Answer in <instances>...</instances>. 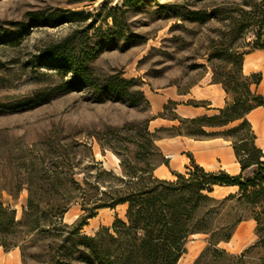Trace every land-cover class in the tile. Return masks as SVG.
Returning <instances> with one entry per match:
<instances>
[{
	"label": "rangeland",
	"instance_id": "obj_1",
	"mask_svg": "<svg viewBox=\"0 0 264 264\" xmlns=\"http://www.w3.org/2000/svg\"><path fill=\"white\" fill-rule=\"evenodd\" d=\"M250 5L264 10V0H0L3 205L15 209L16 218L20 219L28 187L35 190L41 203H62L58 189H75L78 184L85 190L117 186L121 183L117 177L124 176L125 164L140 166L147 157L158 167L161 152L149 149L147 144V132L154 130L151 119L161 111L157 101L175 96L182 104L201 102L176 95L196 91L206 77L212 81L214 69L225 65L221 59L211 57L215 50H224L228 44L237 52L251 50L257 26L245 27L240 22L242 11L249 10ZM74 33L77 47L85 43V48L92 49L89 67L104 75L119 72L125 78H134L146 100L131 104L109 94H100L94 100L89 89H59L47 103L26 102L13 107L35 92L51 91L67 79L65 73L40 64L38 55ZM171 108L170 105L166 113L168 119L174 117ZM177 115L181 116L180 112ZM254 120L255 127L250 123L257 138L255 144L264 147V113ZM164 121L167 128L154 133V137L194 128L189 122L180 123V119ZM242 132L247 135L248 130ZM155 145L161 147V142ZM187 152L190 151L171 147L166 152L172 154L168 165L161 164L165 166L162 174L159 176L154 170V175L172 179V172H186L185 165H190ZM199 161L210 170L231 168L236 163L235 159L227 163L219 155L210 162ZM69 166H73L74 181L65 175ZM253 169H247L244 175H251ZM54 171L62 174L56 176ZM6 189L20 192L14 199ZM235 191L214 188L213 195L224 197ZM101 195L99 191L97 196ZM82 208L80 199L72 201L68 213L62 214V223H75L86 213ZM126 209L127 204L97 209L80 234L94 236L101 228L111 227L116 216L126 219ZM252 211L239 205L242 221L228 242L211 246L207 235H191L177 264H264V247L256 244L257 222ZM70 229L64 228L62 236L29 234L16 247L21 264H88L82 253L68 258L62 255L61 239ZM239 229L240 237L236 235ZM208 246L209 252L202 254ZM214 249L224 253L218 255ZM3 251L0 248V263L10 264L11 258Z\"/></svg>",
	"mask_w": 264,
	"mask_h": 264
},
{
	"label": "trees",
	"instance_id": "obj_2",
	"mask_svg": "<svg viewBox=\"0 0 264 264\" xmlns=\"http://www.w3.org/2000/svg\"><path fill=\"white\" fill-rule=\"evenodd\" d=\"M242 17L241 26H257L251 50L237 52L228 44V48L221 51L217 49L211 55L225 64L214 69L212 78V82L219 83L227 95L225 105L213 115L182 118L174 112L177 103L170 100L159 116L167 118L166 113L171 105L174 117L169 120L180 119V123L189 122L194 128H189L184 133L177 131L156 137L153 136L154 133H160L167 127L147 132L149 149L160 152L155 142L162 136L184 135L195 139L223 137L230 140L240 165L239 173L231 174L223 169L206 170L189 154L190 165L185 167L186 172H172L175 178L155 176L157 164L151 157H147L140 166L125 164L124 176L117 177L121 182L117 186L108 185L104 189L97 186L85 190L78 184L75 189H58L62 203H41L35 190L28 187L26 205L20 219L16 218L15 209L5 207L0 201V248L4 251L14 249L33 232L62 236L64 228H71L61 239L60 247L64 258L72 257L78 252L83 254V261L88 264H177L186 251V243L191 235H207L211 246L222 241L228 242L242 221L238 215L239 205L253 210V218L257 222L256 244L264 247V153L255 144L256 136L247 118L253 109L264 105V93H258L253 88L261 83L262 73L246 75L242 70L245 54L255 49H264V10L258 9L257 5H250L249 10L242 11ZM74 35L75 33L68 35L46 47L38 55L40 64L65 73L68 75L67 79L51 91L35 92L13 107L18 108L26 102L47 103L52 99L53 92L59 89H89L94 100L100 94H109L131 104L146 100L134 78H125L119 72L104 75L89 67L92 49L85 48V43L77 47ZM236 121V125L229 126ZM214 128L218 130H211ZM246 129L247 135L242 132ZM160 154L162 159L159 165H168L162 152ZM29 161L34 163L32 157ZM251 167H254L253 173L244 175ZM65 170V175L74 181L73 166L66 167ZM53 173L56 176L62 174L58 171ZM217 185L237 186V191L224 197H216L213 192ZM6 191L15 199L20 189ZM99 191L101 196H97ZM78 199L86 213L71 225L62 223V214L68 211L72 201ZM121 204H127L126 219L116 216L111 227L101 228L94 236L80 234L87 219L94 217L97 209H114ZM209 250L208 246L202 254ZM213 251L218 255L224 253V250L219 249Z\"/></svg>",
	"mask_w": 264,
	"mask_h": 264
},
{
	"label": "crops",
	"instance_id": "obj_3",
	"mask_svg": "<svg viewBox=\"0 0 264 264\" xmlns=\"http://www.w3.org/2000/svg\"><path fill=\"white\" fill-rule=\"evenodd\" d=\"M242 70H243V73L246 75L253 73V72H261L262 81H263L264 49H255L245 54L243 65H242ZM262 81L257 87H255L258 93H262V92L264 93V89H262L261 87ZM176 96H189L201 102L200 103L198 102L195 105L188 104V103L182 104L176 101L177 99L175 98V96L167 97L162 100L160 99V101H157V103L159 105L158 107L161 108V111H159L155 115V117L151 119V122H154V125H153L154 130L161 128V127H166V125H163L164 124L163 122H165L164 120H169V119L159 116V114L162 112L164 105L170 100L175 101L177 103L174 108V112L176 113V115H177V111L180 112L182 118H194V117H198L202 115H213L218 112L219 108L225 105L226 100H227V95L225 91L223 90L222 86L219 83H213L208 77L204 78V80H202L200 84H198V89L196 91L191 89L190 91L186 93H177ZM260 109L261 111L257 112L256 115H258L259 113H264V105L259 106L253 109L247 115L248 120L250 121L249 116H251V114L255 113L257 110H260ZM256 115H254V118ZM220 129H223V128H220ZM211 130H218V129L214 128ZM178 138H184V140H181ZM255 141H257V138L255 139ZM156 142H161V145H160L161 147H159V145L157 146L160 148L162 154L167 159L168 163L172 157V154L170 153L168 154L166 152L169 151L171 147L174 149L180 150V151L183 149L189 150L190 152H187V155L191 154V156L194 158L196 163L204 167L206 170H210V169H207L205 164L203 165L200 164L201 162L199 161L200 159L210 162L212 157H216L217 155H219L227 163L231 162L233 159H235L236 162H238L234 154L231 141L224 139L223 137H210L207 139H195V138L184 136V135H175V136H162L158 138ZM222 142H226L227 144L228 143L229 144L227 146H224ZM260 148L262 149L264 153V147L260 146ZM263 158L262 160H264ZM235 164L236 163H234V165ZM186 166L187 164L185 165V167ZM218 168L226 170L223 166L218 167ZM239 172H240V165H239L238 171H235V173L233 174H237ZM3 254H6V256L11 258L10 264H21L20 253L16 248L11 249L9 251H3Z\"/></svg>",
	"mask_w": 264,
	"mask_h": 264
},
{
	"label": "bare ground",
	"instance_id": "obj_4",
	"mask_svg": "<svg viewBox=\"0 0 264 264\" xmlns=\"http://www.w3.org/2000/svg\"><path fill=\"white\" fill-rule=\"evenodd\" d=\"M262 89H264V77H263V81H262ZM250 121L252 122V124H253V126L255 127V120H254V117H252V118H250ZM263 145H264V141H263ZM264 159V158H263ZM200 164H204V163H202V162H200ZM163 167H165L164 165H159L156 169H155V171H156V173H157V170H158V175L160 176V174H162L161 173V170L163 169ZM238 169H239V164H238V162H236V164L233 166V167H231V168H229V167H227V169H226V171H228V172H230L231 174H233V173H235V171H238ZM160 170V171H159ZM163 171V170H162ZM168 178V177H167ZM215 189L216 188H228V189H237V186H215L214 187ZM124 206L126 205V204H123ZM68 213V211L66 212V214ZM238 237H240L241 236V229H239L238 230V232H237V234H236Z\"/></svg>",
	"mask_w": 264,
	"mask_h": 264
}]
</instances>
